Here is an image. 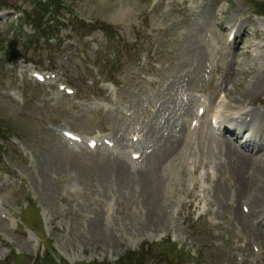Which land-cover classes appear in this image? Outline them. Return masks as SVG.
Instances as JSON below:
<instances>
[{"label":"rangeland","instance_id":"1","mask_svg":"<svg viewBox=\"0 0 264 264\" xmlns=\"http://www.w3.org/2000/svg\"><path fill=\"white\" fill-rule=\"evenodd\" d=\"M220 1L188 11L176 3L152 7L145 0H64L94 23L91 44L78 33L74 42L68 40L64 26L59 33L63 41L52 48L43 40L28 43L27 28L23 33L0 28V44H13L39 71L54 60V73L74 90L66 96L56 87L34 85L20 72L30 65L19 57L0 58V167L11 175H0V264H42L35 261L42 244L19 215L36 227L42 222L39 233L67 264H192L188 253L193 264H264V233H255L254 219L242 211L245 202L251 203L253 216L264 211V154L248 165L245 178L246 156H239L243 165L237 172L230 161L235 189L226 172L218 170L224 167L217 166L224 153L220 139L214 138V144L204 124L193 144L184 152L179 149L183 117L192 114L195 92L211 95L210 113L224 92L228 115L264 104V53L255 58L253 48L264 41V25L254 23L253 2L264 0L226 1L225 21L260 32L223 54L217 69L209 66L206 48L208 36L217 34L213 9ZM0 4L6 14L28 8L27 0ZM61 16L68 14L61 11ZM104 71L121 86L114 95L100 90ZM144 74L155 76L160 87L145 82ZM101 93L109 101L116 96L114 108H123L114 114L94 108L90 103ZM50 128L80 135L106 131L116 150L93 153L69 146ZM134 135L137 143L131 140ZM133 148L142 154L136 170L124 155ZM186 157L196 165L195 175L182 167ZM238 234L245 239L239 241ZM253 246L261 251L259 257Z\"/></svg>","mask_w":264,"mask_h":264},{"label":"bare ground","instance_id":"2","mask_svg":"<svg viewBox=\"0 0 264 264\" xmlns=\"http://www.w3.org/2000/svg\"><path fill=\"white\" fill-rule=\"evenodd\" d=\"M233 30H235L234 28L229 32V34L233 31ZM238 32H239V30H238ZM229 34H228V36H229ZM262 81V80H261ZM258 84V80H257V82L254 84V87L256 86ZM258 87V86H257ZM225 102V101H224ZM224 102H222V103H224ZM248 110H238V111H235V112H233L234 114L232 115L233 117H235V120H240V119H242L243 117H245V119H247L248 118V116L250 115V113L249 112H247ZM225 116H227L228 115V113H226V114H224ZM220 118V117H219ZM254 117H252V119H253ZM244 121H246V120H244ZM214 133L213 132H211V135L209 134V139L211 140H213L212 142H214V144H216V142H218L216 139H220L219 137H214V136H212ZM189 135V134H188ZM214 138H216V139H214ZM224 143H225V147L227 148L226 149V156H228L229 158H230V161H231V163H232V165H234L233 167H234V170L237 172L239 169H240V167H242V162H243V160L240 162L239 161V156H242V157H245L243 154H241V153H243L241 150H238V149H236L235 147H233V145H232V141H231V139H230V136H227L226 138H224ZM220 142H223V140H221L220 139ZM183 144V143H182ZM210 144V143H209ZM178 147H180V146H178ZM180 149V148H179ZM234 159V160H233ZM175 167V166H174ZM181 167V166H180ZM230 170H232V169H230ZM179 172V171H178ZM231 172V171H230ZM235 172V173H236ZM145 179H146V177H144ZM125 180V179H124ZM234 181V180H233ZM235 182V181H234ZM235 184H236V182H235ZM259 234H261V233H259ZM261 235H263V234H261ZM264 236V235H263ZM263 240V239H262ZM264 241V240H263Z\"/></svg>","mask_w":264,"mask_h":264},{"label":"trees","instance_id":"3","mask_svg":"<svg viewBox=\"0 0 264 264\" xmlns=\"http://www.w3.org/2000/svg\"><path fill=\"white\" fill-rule=\"evenodd\" d=\"M50 5H51V1L49 0V4H44V5H39L40 8L42 9L41 10V14L40 16L38 15H35L33 17V20H32V24L35 25L37 28H40V22H41V17L44 15V16H48L50 14H52V11H50Z\"/></svg>","mask_w":264,"mask_h":264}]
</instances>
